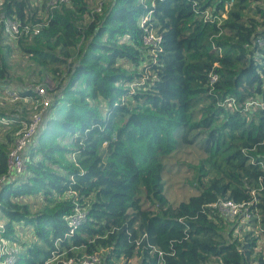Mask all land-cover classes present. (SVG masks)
I'll return each mask as SVG.
<instances>
[{
	"label": "trees",
	"instance_id": "1",
	"mask_svg": "<svg viewBox=\"0 0 264 264\" xmlns=\"http://www.w3.org/2000/svg\"><path fill=\"white\" fill-rule=\"evenodd\" d=\"M46 1L0 0L5 17L42 25L14 44L0 33V93L25 98L0 107V175L35 95L14 84V65L52 96L26 176L0 187L15 264L93 253L101 264H264V0ZM144 16L156 48L142 41ZM191 147L198 193L172 204L165 162ZM222 198L250 203V220L220 216ZM76 205L86 216L71 234Z\"/></svg>",
	"mask_w": 264,
	"mask_h": 264
},
{
	"label": "built area",
	"instance_id": "2",
	"mask_svg": "<svg viewBox=\"0 0 264 264\" xmlns=\"http://www.w3.org/2000/svg\"><path fill=\"white\" fill-rule=\"evenodd\" d=\"M69 0H49L47 7L51 8L61 3H67ZM234 3V0H228L227 4L230 6ZM147 16L140 18L139 24L143 29L142 41L148 47H157L161 41V36L154 30L145 26ZM42 27L41 24L31 26V24L21 25L20 21L15 17H5L3 13H0V28L4 30L9 38L17 39L19 36L28 35L30 32L36 34ZM18 36V37H17ZM17 37V38H16ZM259 49L264 50V33L257 37L254 41ZM217 80V75L210 74V82L213 83ZM48 85L41 84H27L26 89L33 90L34 96L26 99L30 100V112L28 118L21 121L20 128L15 132L14 143L10 148L6 159V171L0 175V187L6 184L15 182L20 178H24L25 163L23 160V154L27 152L28 147L31 145L33 137L37 132L39 125L43 120V116L47 108L50 106L52 96L49 93ZM0 98L10 101H17L21 98L14 89H6L0 93ZM225 104L230 107L234 106L233 99H227ZM257 101L246 102V106L258 105ZM0 124H8V120L0 118ZM212 206L217 209L218 214L224 218L239 219L241 222L250 220V212L248 206L250 203H237L228 198L219 199ZM86 210L81 209L76 205L73 213L67 217L68 224L70 226V233L79 225L81 221L85 219ZM6 218H0V264H15L16 254L19 252V247L12 241H9L2 235L5 230ZM102 256L98 253H93L86 256L76 257H61L55 255L44 264H101Z\"/></svg>",
	"mask_w": 264,
	"mask_h": 264
},
{
	"label": "rangeland",
	"instance_id": "3",
	"mask_svg": "<svg viewBox=\"0 0 264 264\" xmlns=\"http://www.w3.org/2000/svg\"><path fill=\"white\" fill-rule=\"evenodd\" d=\"M96 1V0H95ZM32 4L34 6L40 7L43 3V0H31ZM49 0L45 2V8L47 9ZM262 6H264V1L261 3ZM17 19V18H16ZM18 20V19H17ZM0 33L5 36L7 41H10L11 43H15L12 38H9L3 29L0 28ZM18 37V36H17ZM16 37V38H17ZM19 36L18 38H20ZM17 38V39H18ZM23 57L22 54H19L18 52L14 54V61L12 63H16V61ZM25 61V58L23 59ZM13 74H14V84L19 85V87H24L26 82L32 83L34 80V77L30 76L28 77V74L19 66L16 64L13 68ZM20 77V78H18ZM28 77V79H26ZM22 78H25L24 81L20 80ZM53 83V82H52ZM41 84V83H38ZM54 84V83H53ZM5 99L0 98V107L1 109L9 108L11 105H5L6 102L13 103L15 101H6L3 102ZM4 129L0 127V137L4 133ZM200 157H202V154L195 148H186L185 150H181L178 152L173 153L169 158L166 159L167 164L171 165L167 169L162 172V180L164 181V195L168 199V201L172 204H178L182 201L188 200V198L192 195H195L198 193L197 189L193 187L190 183V181L193 178V175L195 174V169L193 166H196ZM29 201H36L34 204V208L38 207L40 202H38L35 198L29 199ZM39 203V204H38ZM38 204V205H37ZM1 219H5L0 215ZM243 223V222H242ZM21 231V236L19 237L21 240H25L26 242H32L33 237L30 234L31 233V227H19ZM261 247H264V244H260ZM20 249V247H19ZM134 260L130 262V264H133Z\"/></svg>",
	"mask_w": 264,
	"mask_h": 264
}]
</instances>
